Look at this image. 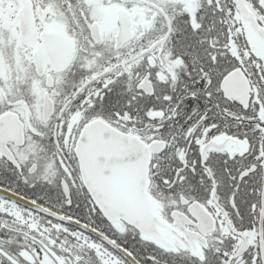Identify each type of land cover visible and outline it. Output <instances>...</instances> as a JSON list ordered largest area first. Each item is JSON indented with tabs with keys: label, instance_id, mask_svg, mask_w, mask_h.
<instances>
[{
	"label": "snow or ice",
	"instance_id": "1",
	"mask_svg": "<svg viewBox=\"0 0 264 264\" xmlns=\"http://www.w3.org/2000/svg\"><path fill=\"white\" fill-rule=\"evenodd\" d=\"M0 264H264V0H0Z\"/></svg>",
	"mask_w": 264,
	"mask_h": 264
}]
</instances>
